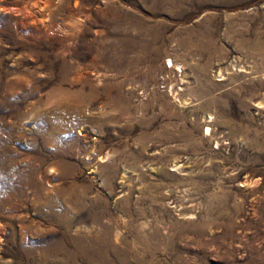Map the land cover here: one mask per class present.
<instances>
[{"label": "rangeland", "instance_id": "rangeland-1", "mask_svg": "<svg viewBox=\"0 0 264 264\" xmlns=\"http://www.w3.org/2000/svg\"><path fill=\"white\" fill-rule=\"evenodd\" d=\"M48 1L0 0V264H264V0Z\"/></svg>", "mask_w": 264, "mask_h": 264}, {"label": "bare ground", "instance_id": "bare-ground-1", "mask_svg": "<svg viewBox=\"0 0 264 264\" xmlns=\"http://www.w3.org/2000/svg\"><path fill=\"white\" fill-rule=\"evenodd\" d=\"M43 2H44V4L45 3H49V1L48 0H43ZM78 2V1H77ZM38 0H27V2H26V6L28 7V6H30V9H32L33 7H35L36 5L38 6ZM76 4V3H75ZM74 4V5H75ZM48 5V4H47ZM79 6V5H78ZM77 6V7H78ZM7 9V8H6ZM19 9V8H18ZM16 11V10H15ZM27 11V10H26ZM12 12H14V11H12ZM31 12V10L29 11V13ZM20 13V12H19ZM27 13V12H26ZM33 13V12H32ZM24 15V14H23ZM27 15V14H26ZM211 117V116H210ZM206 132H208L209 133V128H206Z\"/></svg>", "mask_w": 264, "mask_h": 264}]
</instances>
